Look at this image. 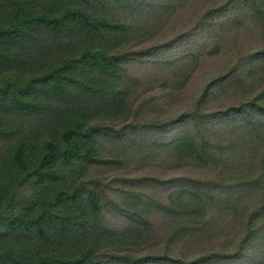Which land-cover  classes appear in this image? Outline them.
<instances>
[{
  "label": "rangeland",
  "instance_id": "rangeland-1",
  "mask_svg": "<svg viewBox=\"0 0 264 264\" xmlns=\"http://www.w3.org/2000/svg\"><path fill=\"white\" fill-rule=\"evenodd\" d=\"M37 5L38 0L28 1V9ZM262 11L256 0H110L97 10L132 29L117 50L127 57L121 84L129 90L128 103L119 106L122 115L116 121H96L102 128H125L127 134L101 142L100 157L112 164L87 165L65 185L75 180L78 191L99 195L100 226L79 243L94 250L97 264H134L116 258L126 256L169 257L157 264H264L260 247L242 250L249 215L243 213L245 202L257 205L264 198V184L256 181L264 180V143L250 137L245 124H230L231 115L212 116L246 104L264 90V70H251L249 59L264 51ZM68 44L60 37L39 49L54 58ZM39 49L23 54L19 74L41 63ZM206 89L211 94L201 104ZM128 106L132 111L125 115ZM191 113L214 124L205 130L194 123L154 129ZM11 122L25 134L31 131L35 144L50 130L26 117ZM129 125L141 131L128 134ZM202 132L210 153L227 156L210 155L205 163L175 152L173 142L183 133ZM14 143L0 141V154ZM191 191L205 193L206 200L199 202ZM25 194L36 196L31 188ZM231 199L238 204L229 209L224 200ZM136 208L148 226H135Z\"/></svg>",
  "mask_w": 264,
  "mask_h": 264
},
{
  "label": "trees",
  "instance_id": "trees-1",
  "mask_svg": "<svg viewBox=\"0 0 264 264\" xmlns=\"http://www.w3.org/2000/svg\"><path fill=\"white\" fill-rule=\"evenodd\" d=\"M28 1L0 3V141L15 142L11 150L0 154V264H97L94 250L79 243L100 226L99 195L78 191L75 180L65 185L69 178L84 173L87 165L112 164L100 157L99 146L103 140L115 141L127 134L125 128H102L96 121H116L122 115L119 106L128 103L129 90L121 84V64L127 57L117 50L132 29L125 21L97 12L110 0H38L35 9H28ZM256 2L264 19V0ZM60 37L68 46L54 58L44 56L39 48ZM37 49L41 63L19 74L16 68L23 54ZM249 59L251 70H264V51L250 54ZM210 94L206 89L200 103ZM131 111L128 106L125 115ZM195 114L154 125V129L161 132L169 126L194 123L205 130L214 124ZM228 115L230 124H245L250 137L264 143V90L246 104L212 113L219 118ZM15 117L40 121L42 128L49 126L48 135L35 144L31 131L25 134L11 122ZM127 128L128 134L141 131L132 125ZM206 138L204 132L183 133L173 142L175 152L207 163L210 155L217 154L210 153ZM256 181L264 184L261 178ZM98 186L102 194L105 190ZM30 188L35 197L25 194ZM189 194L199 202L206 200L205 193ZM235 200H224V204L230 209L238 204ZM245 203L243 213L249 215L242 250L253 245L264 250V198L257 205ZM164 209L174 212L170 206ZM133 215L136 227L148 226L138 208ZM116 258L157 264L169 257Z\"/></svg>",
  "mask_w": 264,
  "mask_h": 264
}]
</instances>
